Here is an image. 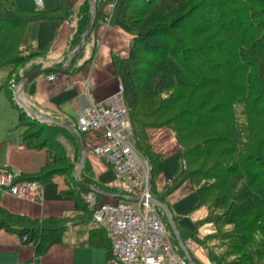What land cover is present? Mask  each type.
Masks as SVG:
<instances>
[{"label": "trees", "instance_id": "trees-1", "mask_svg": "<svg viewBox=\"0 0 264 264\" xmlns=\"http://www.w3.org/2000/svg\"><path fill=\"white\" fill-rule=\"evenodd\" d=\"M131 1L133 0H117L112 11L107 12L105 3L95 0L96 19L87 42L102 20H109V24L117 25L132 35L128 55L115 53L112 58L115 75L124 86L135 146L141 149V146L145 147L143 152L153 164L154 178L157 157L147 136V128H170L182 147L183 167L177 182L191 181L198 193V204L209 208L207 217L198 224L212 222L215 225V230L203 237L197 235V226L189 229L192 237H196L197 241L207 238L215 241L216 233L220 232L221 227H225L219 237L222 242H226L229 250L218 253V244L213 242V251L208 254L213 264H264V235L260 239L255 235L260 229L264 232V138L258 147L253 145V141L242 135L241 129H236L239 128L235 122L237 118L234 120V116L238 114L237 105L241 101L250 102L247 111L254 113L251 104L253 98V102L259 104V112L264 114V60L259 59L256 53L264 54V40L259 41L260 48L257 51L253 45L247 47L243 42H229L249 31L264 35V2L259 10L253 8L256 4L254 0H230L238 6L222 11L214 0H136L132 4ZM57 9L35 7L33 10H22L17 7L15 0H0V71L5 74L0 88L5 89L11 102L19 109L22 108L7 86L6 79L14 73L19 82L34 69L43 67L42 60L40 64L33 65L22 74L19 70L16 71V64L25 60V55L18 49L28 45L34 47L30 42L23 43L27 25L59 18ZM63 12L68 13L67 9ZM91 17L90 2L84 0L77 11L73 48L82 40ZM207 24L216 26L226 34L223 37L224 44L195 46L182 40L176 32V29L186 27L188 34L196 36ZM85 46L71 60L65 73L73 74L84 68L87 62L77 65L76 61ZM34 48L37 55L44 56L39 49ZM64 63L65 60L55 66L62 67ZM224 75L231 79L234 75H243L239 91H235L228 99L214 101L213 92H221L223 89L226 91L224 84H221ZM36 77L26 84L25 93L34 92ZM258 81L262 85L256 87ZM210 86L215 89L210 91ZM175 88L184 92H175ZM241 89L243 94H240ZM184 99L186 100L183 103ZM226 114L233 117L231 130L233 133L237 130L240 135H226L222 131L208 133L207 129L212 128V125L220 126ZM63 123L72 125L70 122ZM18 126L22 129L23 144L29 149H46L47 161L38 172L17 175V179L34 180L42 184L52 181L58 173L65 175L68 180L72 177L73 186L64 193L74 196L77 211L85 212L90 219L92 210L84 202V195L90 191L86 183L108 192L127 193L119 188L99 184L85 175L83 169L80 174L81 182L75 179L73 169L75 159L81 154V147L79 137L74 131L58 124L33 119L23 110L20 111ZM178 126L187 135H179ZM247 128L250 130V127ZM191 129L206 131L204 130V135H199ZM81 133L84 137L85 133ZM60 135H69L75 139L78 148L76 158H71L67 153ZM202 156L204 159L200 158ZM177 184L174 183L173 187ZM95 196L98 201L105 199L98 193ZM157 199L164 201V196L159 195ZM155 207L167 223L178 253L185 257L165 215L160 207ZM220 208L223 209L221 212ZM69 219L68 216L31 218L12 213L0 206V229L14 232L25 242L32 243L37 255H42L52 244L62 240ZM174 219L177 223L176 217ZM17 222L23 224L18 225ZM177 225L182 239L186 242L184 227L178 223ZM107 247L110 252V240ZM233 250H238L236 252L239 253L234 255ZM193 258L197 264H202L195 256Z\"/></svg>", "mask_w": 264, "mask_h": 264}, {"label": "crops", "instance_id": "crops-1", "mask_svg": "<svg viewBox=\"0 0 264 264\" xmlns=\"http://www.w3.org/2000/svg\"><path fill=\"white\" fill-rule=\"evenodd\" d=\"M101 1L105 3V10L110 12L117 0ZM83 2L44 0L43 9L58 8L59 18L27 25L25 40L44 54L43 67L55 66L64 60L66 62L74 49L72 39L76 30L77 11ZM66 9L67 14L63 12ZM66 21H73L75 25ZM98 41L100 43L97 46ZM131 43L130 33L117 25L100 21L77 58V65L87 62L84 68L73 74L55 73L57 78L53 81L48 80L46 74H39L34 80V92L26 93L27 103L39 114L74 124L77 109L88 106L93 100H102L117 90L120 81L115 75L112 57L115 53L127 56ZM147 136L157 157L152 185L154 197L164 196L163 202L176 217L177 223L186 229L197 226L199 237L214 231L215 225L212 222L198 224L207 217L209 208L198 204V193L192 182H177L183 159L182 147L173 131L167 126L151 127L147 128ZM98 137L97 133H85L83 137L87 148L84 174L101 185L119 188L116 186L117 175L108 162L92 151L88 153ZM0 151L4 155L0 167L20 176L38 172L47 161L46 149L27 148L21 135L0 142ZM54 177L52 181L41 184L43 199L40 201L20 199L0 189V206L31 218L75 217L69 222L62 240L52 244L42 255H37L32 243L2 228L0 264H106L109 254L106 232L95 225L85 212L77 211L74 196L64 193L69 185L68 178L63 175L62 185L55 182ZM174 183L178 184L173 187Z\"/></svg>", "mask_w": 264, "mask_h": 264}, {"label": "built area", "instance_id": "built-area-1", "mask_svg": "<svg viewBox=\"0 0 264 264\" xmlns=\"http://www.w3.org/2000/svg\"><path fill=\"white\" fill-rule=\"evenodd\" d=\"M33 2L36 8L44 6V0ZM56 78L55 73L47 74L50 81ZM14 89L18 91L16 85ZM75 126L80 132L99 135L92 153L112 167L117 175L116 186L138 197L134 201H98L92 191L84 195V202L92 210V222L110 240L106 264H189L179 255L167 223L153 202V164L135 146L123 84L119 82L117 90L106 98L77 109ZM16 176L0 167V189L24 200L43 199L41 183Z\"/></svg>", "mask_w": 264, "mask_h": 264}, {"label": "rangeland", "instance_id": "rangeland-1", "mask_svg": "<svg viewBox=\"0 0 264 264\" xmlns=\"http://www.w3.org/2000/svg\"><path fill=\"white\" fill-rule=\"evenodd\" d=\"M133 1H136V0H133ZM133 1H131V4L133 3ZM214 1H216L219 4L222 11H224V10L227 11L226 9L230 10V9L236 8L238 6L237 4H234V2H231L230 0H214ZM15 2H16V5L19 9H22V10H33V9H35V5H34L33 0H15ZM253 2L256 3L253 5L254 9H259V10L262 9V7H263L262 2H264V0H254ZM143 19H145V16L143 17ZM196 23L198 24V22H196ZM176 32L179 33V36H181L182 40H184L185 42H187L189 44H194L195 46L206 45L207 47H208V45H211V44H224L223 43V39H224L223 37H224V35H226L225 33L221 32L216 26H211L210 24H207V26H205V29L203 31H201V33H199L196 36H191L190 34H188V32H186V27L180 28V30L176 29ZM12 34H13V32L10 35H12ZM240 36L241 37H239V38L238 37L234 38V40H229V42H231V41L243 42L244 45H246L247 47H251V45H253L257 51V49L260 48L258 46V44L260 43L259 41L264 40L263 34H257L255 32H251V31L244 33V34L241 33ZM23 43L26 44V40H24ZM253 43H255L256 45ZM18 51H21L25 55L24 56L25 57L24 62H21L18 65L16 64V71L19 70L21 72V74L24 73V71L26 69L31 68L33 65H35L37 63L40 64V62L42 60H44V58H45L42 55H40V56L37 55L35 48L32 46H29V45L18 49ZM256 53L259 55L258 56L259 59L264 60V54H262L261 52H256ZM214 58H217V57L214 56ZM255 70H256L255 72H257V69H255ZM232 78L233 79H231L230 76H228V75L222 76L221 84L222 83L224 84L223 86H224V88H226V91L223 89V91L221 90V92L220 91L219 92H217V91L213 92L212 98L214 99V101L228 99V98L232 97V95L235 94V91L238 93L239 85L241 84V80H243V75H240V76L234 75V76H232ZM4 79H5V74L3 71H0V83H2L4 81ZM22 79H20V81L17 82V77H16V74H14V73L10 75L9 79H6V84L12 90L13 94H15L14 91H16L14 89L15 85H16V87H18V90L20 89L19 86H20V82ZM259 85H262V83H260V81H258L256 87H259ZM208 89H210V91H213L215 89V87L210 86ZM179 91H183V90H179V89L175 88V92H179ZM243 93H244L243 89H241L240 94H243ZM187 94L188 93H186V95ZM196 98L197 97H195V101H196ZM253 99L251 101V104L254 107V110H255L254 113L248 112L249 111L248 105L250 104V102L241 101L237 105L238 114L234 116V120H235V118H237V120L235 122H236V125L239 126V128H236V129L237 130L241 129L242 135H244L247 139H250V141H253L252 142L253 145L258 147L259 143H263L262 141L264 138V114L259 112L260 111L259 104H256L255 102H253L254 101ZM185 100L186 99L183 100V103L185 102ZM194 103H196V102H194ZM190 105H191V103H190ZM255 105H256V107H255ZM21 110L22 109H19L16 105H14L11 102V100H10L9 96L7 95L5 89L0 88V142H6V141L13 140L16 137H20V135L22 133V129L18 126V123H19V116H20ZM249 114H253V115L250 116ZM232 118L233 117L231 116V114H228V115L226 114L224 116V121L222 123H220V126H217L216 124H214V125H212V128L207 129V130H209L207 132L212 133V132L222 131V132L226 133V135H240V132H238L237 130L234 131L235 133H233V131L231 130V123L233 121ZM181 126H182V124H181ZM178 127L180 130L179 135H187V132L184 134V132L181 131L183 129H181L180 126H178ZM217 127H219V128H217ZM246 127H250V130L248 128L246 129ZM204 130L205 129H203V132H202L201 130L193 129L192 132L193 133L196 132V134H199V135H204L205 131H206V130L205 131ZM34 131L36 132L37 129H35ZM60 136H61L63 143L65 144L66 149L68 150L67 153L71 156V158L73 156H74V158H76L75 156L78 153V148H77V144H76L75 139L70 137L69 135H60ZM193 141H196V139H193ZM134 143H136V142H134ZM140 145H141V143H140ZM263 146L264 145L262 144V148H263ZM141 147H142V149L140 147H137L138 150L145 157L150 159L143 152V151H145V147L144 146H141ZM88 153H91V149L88 151ZM200 158L204 159V156H202ZM3 159H4V155L0 151V166L2 165ZM211 159H212V157H211ZM79 160H80V156H79V158L77 157L75 159V169L71 168L74 171L73 175H75ZM84 167H86L85 164H84ZM54 180H55V182L63 185L64 179H63L62 174H60V173L56 174V176L54 177ZM72 186H73V179H72V177H70L68 188H71ZM112 200L111 199H108V200L103 199V201H112ZM222 210L223 209L220 208V212ZM74 218L75 217H70L68 222L74 220ZM13 221H14V219L12 218V223H13ZM17 224L22 225L23 223L17 222ZM224 230H225V227H221L220 232H222ZM261 231H262V229H260V232L259 231L255 232V235L257 236L258 239L262 238L261 235H264V232H261ZM190 232H191V230L184 228V236L187 237L186 243H187L189 250L191 251L192 255L195 256L202 264H213L211 262V260L209 259V256H208L209 251H211V252L213 251V249H212L213 242H216L218 244L217 250H216L218 253L220 251H227V249H228V245L226 244V242H222L221 237H219L220 232L216 233L217 240H215V241L210 240L208 238H207V240L203 239V240L197 241L196 237H192ZM233 251H235L234 255H237L239 253V252H236L238 250H233ZM179 255L181 256L180 253H179ZM229 258H230V256H229Z\"/></svg>", "mask_w": 264, "mask_h": 264}, {"label": "water", "instance_id": "water-1", "mask_svg": "<svg viewBox=\"0 0 264 264\" xmlns=\"http://www.w3.org/2000/svg\"><path fill=\"white\" fill-rule=\"evenodd\" d=\"M90 5L92 7V17L91 20L85 30V33L83 35L82 40L80 41V43L69 53L66 62L64 63V65L62 67H56V66H49V67H43V68H38L35 69L33 71H31L28 75H26L20 82V89L18 91L15 92V99L18 103V105L22 108V110L31 118L33 119H38L42 122H50L53 124H58L62 127L68 128L72 131H74L78 137H79V141H80V147H81V155H80V160L78 162L77 165V169L75 172V179L78 182H81L80 179V174L81 171L83 169V165L86 159V154H87V148L82 136V133L78 130V128L74 125H70L67 123H63L55 118H51L48 117L46 115H42L37 113L36 111H34L27 103L26 100V94H25V86L28 82H30L34 77L38 76L39 74L42 73H47V72H59V73H65L70 65L71 60L75 57L76 54H78L82 48L85 46L87 39L89 37V35L91 34L93 25L95 23V19H96V3L95 0H89ZM86 187L89 188L90 191L94 192V193H98L103 195L104 197H109V198H113V199H123V200H128V201H134V200H138V197L133 196V195H129V194H123V193H113V192H108L96 187H91L89 184L86 183ZM153 202L155 205H157L158 207H160V209L162 210L163 214L165 215L167 222L169 224V227L172 231V233L174 234L177 243L179 245V247L181 248V250L183 251L187 261L189 264H197L193 258V255L191 253V251L189 250V247L187 245V243L182 239L178 225L174 219V216L172 215L169 207L167 206V204L163 201H161L160 199L154 198Z\"/></svg>", "mask_w": 264, "mask_h": 264}, {"label": "bare ground", "instance_id": "bare-ground-1", "mask_svg": "<svg viewBox=\"0 0 264 264\" xmlns=\"http://www.w3.org/2000/svg\"><path fill=\"white\" fill-rule=\"evenodd\" d=\"M90 105V104H89ZM89 105L88 106H86V107H83V108H87V107H89ZM73 125V124H72Z\"/></svg>", "mask_w": 264, "mask_h": 264}]
</instances>
